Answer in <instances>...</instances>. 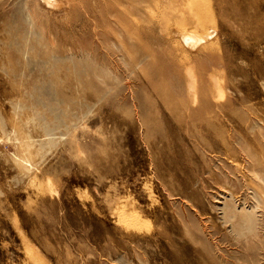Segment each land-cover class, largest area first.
Listing matches in <instances>:
<instances>
[{"label":"rangeland","instance_id":"rangeland-1","mask_svg":"<svg viewBox=\"0 0 264 264\" xmlns=\"http://www.w3.org/2000/svg\"><path fill=\"white\" fill-rule=\"evenodd\" d=\"M41 1L0 0V264H264V0Z\"/></svg>","mask_w":264,"mask_h":264},{"label":"bare ground","instance_id":"bare-ground-1","mask_svg":"<svg viewBox=\"0 0 264 264\" xmlns=\"http://www.w3.org/2000/svg\"><path fill=\"white\" fill-rule=\"evenodd\" d=\"M41 2H44V4L46 3V4H50L51 2H54V0H43V1H41ZM184 39L187 41V42H189V43H197V42H199L200 40H202L203 39V36H201V35H196V34H194V35H188V36H184ZM48 92V91H47ZM46 92V93H47ZM48 95H49V92H48ZM18 106V108L19 109H22L23 110V107H22V105H15V107H17ZM37 118V117H36ZM35 119V118H34ZM39 119H42L43 121H42V123H40L39 124V126H40V128H41V130H44V131H51L53 128L55 129V126L57 125L56 123H52V121L50 122L49 120H46L47 118L45 117V116H39ZM34 121H36V120H34ZM23 160H25L26 158H22Z\"/></svg>","mask_w":264,"mask_h":264}]
</instances>
